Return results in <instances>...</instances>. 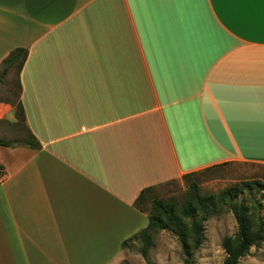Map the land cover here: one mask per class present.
Returning a JSON list of instances; mask_svg holds the SVG:
<instances>
[{
  "label": "crops",
  "instance_id": "1",
  "mask_svg": "<svg viewBox=\"0 0 264 264\" xmlns=\"http://www.w3.org/2000/svg\"><path fill=\"white\" fill-rule=\"evenodd\" d=\"M15 48L0 264H121L143 188L264 167V0H0V67Z\"/></svg>",
  "mask_w": 264,
  "mask_h": 264
},
{
  "label": "trees",
  "instance_id": "2",
  "mask_svg": "<svg viewBox=\"0 0 264 264\" xmlns=\"http://www.w3.org/2000/svg\"><path fill=\"white\" fill-rule=\"evenodd\" d=\"M26 57L22 48L13 49L2 61L0 79L10 69L18 72ZM14 119L17 124L24 125L25 116L18 95L11 101ZM15 141L0 137V145L9 146ZM20 142L36 147L34 138L20 140ZM197 174L191 172L183 176L188 180V190L185 199L180 205L171 200L152 196L155 186L143 188L136 197L134 204L142 211L147 212V225L138 230L122 242V247H132L133 240L139 239L141 245L137 251L148 258L149 248L153 243L155 231H169L174 234L180 244L183 263L195 264L194 252L203 243L204 223L216 216L222 210L232 212L236 230L232 235L221 239V247L225 253L222 264H239L242 257L250 253L252 247L264 243V217L260 214V203L252 198L236 201L240 194H252L251 190H260L264 184L259 180H245L239 184L229 186L220 192L202 193L196 180L190 179ZM145 202H149L145 207Z\"/></svg>",
  "mask_w": 264,
  "mask_h": 264
},
{
  "label": "rangeland",
  "instance_id": "3",
  "mask_svg": "<svg viewBox=\"0 0 264 264\" xmlns=\"http://www.w3.org/2000/svg\"><path fill=\"white\" fill-rule=\"evenodd\" d=\"M1 71V67H0ZM13 69V77L16 74ZM14 88V81H12ZM0 98L8 97L14 100L15 88L8 93L0 89ZM20 131L23 126L18 124ZM197 181L202 193H218L221 190L239 184L245 180H259L264 184V167L242 163L228 162L226 164L201 171L192 178ZM188 190V180L182 178L163 184H159L152 190V196L171 200L178 205L185 199ZM252 194L242 193L236 201L252 198L260 203V214L264 217V188L251 190ZM149 202L144 206L148 207ZM236 230L234 216L229 210H222L218 215L208 219L204 223L203 243L194 252L195 264H222L225 253L221 247V239L224 236L232 235ZM153 243L149 248L148 258L145 259L137 248L141 245L139 239L133 240L132 247L124 248V256L121 264H182L183 256L180 244L174 234L169 231H155L153 233ZM239 264H264V243L257 247H252L250 253L242 257Z\"/></svg>",
  "mask_w": 264,
  "mask_h": 264
},
{
  "label": "built area",
  "instance_id": "4",
  "mask_svg": "<svg viewBox=\"0 0 264 264\" xmlns=\"http://www.w3.org/2000/svg\"><path fill=\"white\" fill-rule=\"evenodd\" d=\"M3 176H4V168L2 164L0 163V178H2Z\"/></svg>",
  "mask_w": 264,
  "mask_h": 264
}]
</instances>
